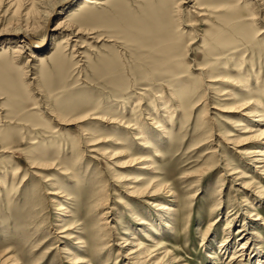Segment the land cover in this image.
<instances>
[{"label":"rangeland","instance_id":"rangeland-1","mask_svg":"<svg viewBox=\"0 0 264 264\" xmlns=\"http://www.w3.org/2000/svg\"><path fill=\"white\" fill-rule=\"evenodd\" d=\"M11 1L0 5V256L72 264L71 255L83 251L87 264H130L119 248L130 234L154 246L132 210L148 226L159 215L155 202L171 209L162 216L172 229L160 233L180 264H231L249 227L264 259V171L253 162L262 140L240 148L230 141L254 135L235 127L246 117L230 108L235 100L261 103L260 126L255 118L245 124L264 131V0H99L81 14L82 0H63L46 29L37 14L25 15L30 4L19 10ZM33 1L46 12L54 0ZM66 16L82 35L43 60V48L48 56L54 48L52 29ZM18 25L33 28L41 50L4 53ZM229 34L235 42L242 37L241 48L211 50L213 38L228 42ZM56 113L71 124H59ZM140 156L149 162L134 161ZM237 168L242 175L231 174ZM125 173L142 179L138 189L164 180L178 197L163 191L149 203L132 196L117 177ZM256 213L263 221L250 226ZM243 223L249 227L238 234ZM224 237L232 241L223 255Z\"/></svg>","mask_w":264,"mask_h":264},{"label":"bare ground","instance_id":"bare-ground-1","mask_svg":"<svg viewBox=\"0 0 264 264\" xmlns=\"http://www.w3.org/2000/svg\"><path fill=\"white\" fill-rule=\"evenodd\" d=\"M3 1L4 0H0V5L3 3ZM23 2H27L28 4H30L27 7L25 15H29L30 16V14L31 15L32 14L33 15L37 14L42 28L44 27L46 29V26H47L48 19H49L50 15L54 12V10H57V8H60V6H61L60 4L63 2V0H54V1L51 2V4L49 3V7L47 8L46 12L45 11H40L39 12L35 8V3H34L33 0H24V1L23 0H12L11 1V3L13 5H15L17 9L23 5ZM82 2H83L82 5H79L80 3L76 4L75 6H73V8L69 12H71L72 10H75V8L79 5L77 8H81V10H78L76 13L81 14L82 12H85V11L87 12V10L89 11L92 8V6H96V5L100 4L99 0H82ZM20 9L21 8H19V10ZM251 16H252V14H251ZM253 16H255V15H253ZM24 17H26V16H24ZM69 18H70L69 16L68 17L67 16L64 17V19L63 20L61 19L60 21H58L57 25L52 29L55 32L54 35H55V38H56L55 42L53 43V47L54 48L52 49V51H51L49 56L47 54H48L50 49L47 50V48H43L42 51L45 54L43 56V60H47L49 57L52 58V57H55V56L59 55L64 44H66V43L68 44L69 41L72 42V40L77 39L79 37V35H82V33L80 31L79 32L75 31V29H73V27L71 25L67 24V21H68ZM71 19H72V16H71ZM22 23H24V22H22ZM234 27H235V25H234ZM237 27H239V26H236V28ZM10 32H11L12 37L9 38V40H6V43L4 45L5 46L4 47L5 48L4 49L5 50L4 53L11 52V53H14V54H20V53H22V50L23 51H39V50H41L40 49L41 48L40 44H42V43L35 41L31 37V35L34 32L33 28H31V26H28V25H26V26H21L20 25L19 26L18 25V26H15L14 28H12L10 30ZM231 32L234 34L233 31H231ZM224 35H226V34H224ZM243 35H244V33H243ZM227 36L229 37L228 42H226L227 39L225 41V39H223V37H222V39H220L218 37L213 38L214 39V43H215L216 46L212 45L211 46V50H214V49L216 50V48L217 49L218 48H221V49L223 48L224 49V48H227V45L233 46L234 49L241 48L243 43L242 44H238V43H239L240 40H243L242 37L239 36L238 37L239 40H237L235 42L236 39L234 38V36H232L231 34H229ZM73 42H76V41H73ZM247 44H250V42L247 41ZM13 45H15V47ZM29 58H32V59L35 58L34 54L29 55ZM252 59H254V58H251V60ZM167 65H169V64H167ZM167 65H166V67H167ZM171 66H170V68H171ZM166 71L169 72L171 70H169V68H167ZM204 71H206V70H204ZM208 82L212 83V81H208ZM223 94H225V93H223ZM251 99L252 98L244 100V101L239 102V103L236 102V100H235V101H233L234 103H233L232 107H230V108H234L235 110H241L242 112H244V115L246 116L245 120L242 119L241 117H239V119L237 121H235V127H241L240 128L241 129V133H239V134L254 133V135H252L251 137H247L245 139H238L237 138V139L230 140V141L233 142L235 147H239L240 148L242 146H246L247 144L250 145L251 141L258 142L260 144V140H262V144H260V145H261L263 150L262 151L256 150L255 152H253V153L257 154V155H254L253 162H255V163L256 162H260L262 164V166H259V167H256V168H259L258 170H260V171H264L263 170L264 169V131L258 130L255 133L254 131L251 130V128L250 129L248 128L247 124H245V123H248L253 118H255V121L253 119V120H251V122L256 123L255 126H260L259 124L261 122H263L262 115L260 114L258 116L259 112H257V109L260 108L261 103L258 100L254 101V100H251ZM179 102L182 103L181 99H180ZM56 114H58V115H55L54 118L57 119V122L59 124H71V123H67L68 118L65 119V117L59 115V113H56ZM53 115H54V113H53ZM114 120L115 121H113V122H115V123H113V124H120V122H122V120H119V121H117L118 119H114ZM110 124H112V123H110ZM122 125L125 126V128L131 129L129 127V126H131L130 124L123 123ZM132 126H135V124H133ZM239 137H241V136H239ZM88 142H92V141H88ZM143 142H144V144H147L146 136L143 137ZM98 144H100V142L95 141L94 144H90L89 143L88 146H97ZM119 146H121V150L123 152L127 151L126 148L124 147V145H119ZM143 146L146 147V145H143ZM244 154H248V153H244ZM116 156H119V155H117L115 153H111V155H110L111 158H114ZM134 161H137V163L149 162V161H144L143 157H141V156L137 160H134ZM260 163H258V164L260 165ZM152 164H148V165L145 164V166L142 167V170H150L149 168L152 166ZM233 170H235V169H233ZM237 170H238V168L235 171H233L231 174H236V175L237 174L238 175L239 174L240 175L243 174L241 171H239V170L237 171ZM151 174H154V173H151ZM117 177L119 179L121 178L120 181H119L121 183V187L124 188L129 194H131L132 196H137V197H140L142 199H145L146 201H147L148 198L152 199V198H155V197H159V195L162 194L163 191H166V193H168L169 196H171V197H174V198L178 197L175 194L174 188L171 187L172 185H170V184L167 185L166 181H164V180L154 181V182L150 181L147 184H145L141 189H138L137 187H138V185H139V183L141 182L142 179H137L134 176L131 177V175L129 173H125V175L124 174H119V175H117ZM237 178H238L237 180H242V179H245L246 177H244V176H240L239 177L238 176ZM242 184H244V186H246V184L244 182H241V185ZM55 193H53L52 195H56L58 192L56 194ZM259 195H263V197H261V199H262V201H264V192L260 193ZM105 200H106V198H102V197L99 198L98 200H96V201H98V206L99 205L100 206H104V205H101V204H104ZM147 202H149V201H147ZM246 203L249 204V201H247V199H246ZM151 204H153V206H155V207H158L157 208V212H159L158 213L159 215L156 218L157 220H154L148 226H147V223L145 222V220L142 218V215H140L141 216V218H140L138 216V213L137 214L135 212L133 213L134 210H132V209H130V210H132V214H134V216H133L134 219L137 220V225L140 226L139 232H141L142 236L145 238V240L147 242H149L151 244H154V246H152V245L151 246L150 245L146 246L145 244H143L140 241V239H137L135 237L136 233H132V234H130L129 239L124 241L125 245L123 247H119V248H120L121 251L126 253L125 254L126 258L129 261L131 260L130 264H164L166 261H168L169 264H180L179 261L177 260V257L171 256V254L169 253V250L164 249L165 248L164 246L166 244L162 240L163 234L160 233V230L162 228L163 229H167V230H171L172 229L171 225L168 224V220H170V219H168V217L162 216V213L170 212L171 209L166 208L164 206V204H161V203L151 202ZM170 204L172 206V204H174V203H170ZM62 210H64V209H62V207L60 206V203H59V211H62ZM62 212L66 213V214H64L65 218L66 217L67 218L70 217V212L65 211V210L62 211ZM259 215L260 214H258V213H256L255 215H252L253 217H256V218H254L253 220H251V222H249L250 226L254 225L253 222L256 223V222L263 221L262 217L259 216ZM60 221H61V219H60ZM147 221H148V219H147ZM246 226H248V225L243 223L241 228H239L237 230L238 234H243L245 232V230H243V229L246 228ZM60 228L62 229V227H60ZM65 229L67 230V228H65ZM70 229H68V232H69ZM149 230L152 232L151 234H150ZM246 230H247V232L243 235V237H240L241 240L242 239H245V240H243V242L239 243L238 247L236 245L237 248H234L233 253H231L229 263H231V264H242L244 262V260H245L244 258L246 256H249V257L252 256V258H255V259L257 258L256 259V264H264L263 256L259 255L262 252H260V251L258 253L256 252L257 251V249H256V245H257L256 241H257V239L256 238H258V237L255 236V234L252 232V227L246 228ZM62 232L67 233L66 231H62ZM152 235H154L155 239L152 238ZM64 237H66V236H64ZM157 237H161V239L158 241V240H156ZM74 239H75V241L79 240V244L82 243L81 242L82 238H79V237L76 236V237H74ZM229 239H230V237H229ZM151 240H153V241H151ZM231 241H232V238L230 240H228L227 237L223 238V240L220 243V247H219L220 253H222L224 255L228 251V249L230 248ZM77 244H78V241H77ZM252 249H253V251H252ZM162 250H163V252H161ZM81 252H83V251H81ZM81 252H77V255L74 254V253L71 255L70 261H71L72 264H87L88 263V262H85V260H86L85 257L80 256V255H82ZM7 256L8 255H6V254L4 256H2V255L0 256V264H18V262L16 260L12 259L11 257H7Z\"/></svg>","mask_w":264,"mask_h":264}]
</instances>
